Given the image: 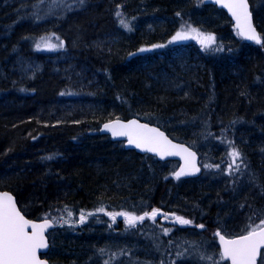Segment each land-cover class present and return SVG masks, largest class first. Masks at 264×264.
Segmentation results:
<instances>
[{
	"label": "trees",
	"instance_id": "obj_1",
	"mask_svg": "<svg viewBox=\"0 0 264 264\" xmlns=\"http://www.w3.org/2000/svg\"><path fill=\"white\" fill-rule=\"evenodd\" d=\"M251 2L264 39V0ZM147 15L155 19L142 25ZM189 25L215 42L205 48ZM179 31L189 38L173 40ZM47 34L57 50L37 48ZM242 47L252 55L233 58ZM172 49L202 62L182 70ZM168 52L173 65L156 71ZM80 69L98 78L75 82ZM134 116L173 117L168 134L202 153L203 173L177 180L170 163L100 132ZM0 189L27 215L58 222L46 255L53 264H223L214 231L242 234L264 218V42L241 39L204 0H0ZM156 208L204 227L150 217L130 225L120 215Z\"/></svg>",
	"mask_w": 264,
	"mask_h": 264
},
{
	"label": "snow or ice",
	"instance_id": "obj_2",
	"mask_svg": "<svg viewBox=\"0 0 264 264\" xmlns=\"http://www.w3.org/2000/svg\"><path fill=\"white\" fill-rule=\"evenodd\" d=\"M217 2L227 8L235 18L240 36L244 39L261 43V38L250 21L247 0H217ZM120 15L121 13L117 12V16ZM120 22L121 24L125 23L123 20ZM188 27L190 32L196 33L199 42L205 48L210 47L215 42L214 36L203 35L197 29L191 28L190 25ZM188 38L185 32L179 31L172 39L181 40ZM44 39V37H41V40ZM48 46L50 48L56 47V45L51 44ZM37 47L39 48V45ZM104 128L110 131L114 137L125 136L128 138L129 144H133L145 151L156 152L161 157L181 156L184 159V166L179 172L175 173L177 178L190 174L192 171H199L196 167L195 153L182 145L173 144L158 129L150 128L146 124H139L135 120L128 123H121L119 121L107 123L104 125ZM230 155L235 161V158H238L240 154L234 149ZM205 167L211 166L205 165ZM216 167L219 166L217 165ZM237 167L239 166L237 165ZM99 211H103V209ZM158 214H160L159 210L153 209L150 213H145L144 216L137 217L126 213H121L120 215L126 216L127 222L130 225H135L137 221H143L148 216L155 220ZM68 215H72L71 211L68 212ZM113 218L115 217L113 216ZM85 219V214L81 212L80 221L83 222ZM175 220L181 225L192 223L190 220L180 216H176ZM51 226V222L47 217L44 218V222L42 223L26 219L21 214V211L18 210L14 198L8 192L0 193V264H45L39 258L38 251L47 247L45 231ZM198 227L203 228L204 225L201 224ZM169 231L170 229H164L165 234H168ZM215 235L219 237L222 247V251L219 253L221 260H230L231 264H257L258 257H261V249H264V218L260 219L259 224L246 225L245 229L242 230V234L234 238H226L219 231ZM201 258L212 260V257ZM213 264H218V262L214 261Z\"/></svg>",
	"mask_w": 264,
	"mask_h": 264
},
{
	"label": "bare ground",
	"instance_id": "obj_3",
	"mask_svg": "<svg viewBox=\"0 0 264 264\" xmlns=\"http://www.w3.org/2000/svg\"><path fill=\"white\" fill-rule=\"evenodd\" d=\"M249 4H250V6H251V9H252V2H251V0H249ZM263 8V7H262ZM260 16L264 13V8L263 9H261L260 10ZM254 15V14H253ZM154 16H149V15H147V16H142V18H141V20H140V22L142 23V25L143 24H145V23H151V22H153L154 21ZM254 19H255V16H254ZM255 23H256V19H255ZM257 24V23H256ZM62 28V27H61ZM60 28V29H61ZM235 30H237V29H235ZM239 37L241 38V39H243V37L242 36H240L239 35ZM244 40V39H243ZM248 43H250V42H248ZM106 47L105 46H103V49H105ZM235 51H236V53L234 54V57L233 58H238L239 57V55H242L243 57L245 56V55H247V57L249 58L250 57V55H252V54H247V48L246 47H242L241 49H235ZM171 54L173 55V57L174 58H176V60H178L177 62H178V64H180V67H181V69L183 70L186 66H187V63H190V66H189V64H188V66L191 68V66L192 65H195L196 64V62L198 63V62H202L201 61V58H200V56L197 54V53H195L194 51H192V52H183L182 50H175V49H172L171 51ZM161 57H162V59L164 58V60H162V62H161V65L160 66H156V71H160V70H163V68L165 67V66H167V63L169 64V65H173V63H171V60H170V56H169V52L168 53H166V54H163V56L161 55ZM186 61V62H185ZM160 62V61H159ZM158 62V63H159ZM183 62V63H182ZM157 63V64H158ZM165 65V66H164ZM168 68V67H167ZM74 74L72 75V78H75L74 80H75V82H78V83H81V84H85V82H86V84H88V83H92L93 81H92V79L94 80L95 78H98V75L96 74V73H94V72H87V71H85V70H79V71H74L73 72ZM76 74H78V76H76ZM80 74V75H79ZM134 117H137V116H134ZM132 118V117H131ZM137 118H139V119H141V120H143V121H146V122H148V123H150L152 126H154V128L155 129H158L159 131H163V132H166L167 134H168V132H167V130H166V127L168 128V129H170V128H172V126H173V124H171V122H172V120H171V118H173V117H171V118H169V119H166V118H164V119H166V120H162L161 119V117L160 118H158V120L156 121H153V122H149V121H147L146 119H143V118H140V117H137ZM186 136H190V133L189 132H185L184 133ZM169 135V134H168ZM112 139V138H111ZM118 141H121V140H118ZM123 142V144H124V141H122ZM124 147H125V149L126 150H132V151H135L137 154H140V155H150L151 157H155L156 159H158L155 155H153V154H151V153H145V152H141L140 150H137L135 147H133V148H127L126 146H125V144H124ZM190 147L191 148H193L196 152H197V154L199 155V157H200V165H201V167H202V173H203V166H202V163H201V159H202V153L198 150V149H196L195 147H192L191 145H190ZM205 148H207V149H205ZM201 150H204V151H209V146L207 145V144H205V143H202V146H201ZM163 162H167V163H170L172 166H174V170H173V177L175 178V179H177V180H181V179H188V178H181V179H178V178H176L175 177V175H174V172H175V170L179 167V165H180V163H181V160L180 159H178V158H174L173 156L172 157H170L168 160H166V161H163ZM140 163V162H139ZM157 169L158 170H160V171H163L164 172V168L162 167V166H158L157 165ZM201 175V174H200ZM199 175V176H200ZM198 176V177H199ZM217 179H219L220 180V178H217ZM208 182H210V179H206V182H205V184H207L208 185ZM0 190H6V189H0ZM7 191H9V190H7ZM11 192V191H10ZM173 197L172 196H169V197H167V204L169 205V206H173L174 205V199H172ZM172 204V205H171ZM19 205V204H18ZM137 206V205H136ZM19 208H20V210L27 216V217H29V218H31V219H33V220H38V219H41V218H38V217H33V216H29V215H27L26 214V211H24L21 207H20V205H19ZM193 209H197L196 207H191L190 209H189V206H184V210H189V211H194ZM170 212H173L174 213V211H172V210H170ZM236 214L237 213H235V212H233V213H231L230 215H228V217L230 218V219H234V218H237V216H236ZM80 215V214H79ZM78 215V217H79V223H82L81 221H80V216ZM170 225H172V226H181L179 223H177V224H175V223H169ZM194 231L196 230V231H198V230H200L201 228L200 227H198V225H196V226H194V227H191ZM222 232L221 230H217L216 232ZM180 232V231H179ZM215 232V233H216ZM225 236H227V237H235V236H239L240 234H238V235H227L226 233H224V232H222ZM214 236H216L215 234H214ZM216 240H217V246L220 248V252L222 251V249H221V247H220V245H219V240H218V237L216 236ZM215 247H216V245H215ZM49 251H50V249H49ZM48 251V252H49ZM48 252H47V255H48ZM50 261V260H49ZM185 261V260H184ZM224 261V264H230V260H223ZM50 263L51 264H53L51 261H50ZM183 264H194V262H192L191 260H189V261H186V262H184Z\"/></svg>",
	"mask_w": 264,
	"mask_h": 264
},
{
	"label": "water",
	"instance_id": "obj_4",
	"mask_svg": "<svg viewBox=\"0 0 264 264\" xmlns=\"http://www.w3.org/2000/svg\"><path fill=\"white\" fill-rule=\"evenodd\" d=\"M204 3H205V4H213V5H216V6H217L218 8H220V9H223V10L228 14V16L231 18V20L233 21L235 29H237V31L239 32L238 28L236 27V20H235V18L231 15V13L229 12V10H228L227 8H225V7L222 6L221 3H218L217 0H204ZM247 4H248V12H249V14H250V21H251V24H252L253 28L255 29L256 33L260 36V38H261V43H256L255 41L247 40V39H244V38H243V39H244L245 41H247V42H250V43H256V44L262 45V44H263V39H262V37H261V35H260V31H259V29H258V27H257V25H256V23H255V19H254L253 11H252L251 6H250V4H249V0H247ZM132 120L137 121L139 124H146V125H148V127H150V128H154V126H152L150 123H148V122H146V121H143V120H141V119H139V118H137V117H132V118H129V119L115 118V119H111V120H108V121H105L104 123H102V125H101V127H100V132H101L102 134L109 135L113 140H116V141H118V140L124 141V144H125V146H126L127 148H133V147H135L137 150H140L141 152L151 153V154L155 155V156L158 158V160H160V161H166V160H168L170 157H172V156H164V157H161V155H159V154L156 153V152H149V151L142 150L141 148H137L135 145H133V144H129V143H128V138H127V137H125V136H115V137H114L110 131H108L107 129L104 128V125L107 124V123H114V122H116V121H119V122H121V123H128L129 121H132ZM158 131H159V130H158ZM160 132L164 133V135H165L169 140H171L173 144L182 145V146L188 148L189 151L195 153L196 167L199 169V171H192L190 174L182 175V176H180L178 179H181V178H192V177H198L200 174H202V167H201V165H200V157H199V155L197 154V152H196L193 148H191L190 145H188L187 143H185V142H181V141H177V140L173 139V138L170 137L166 132H163V131H160ZM173 157H174V158H178V159L181 160V163H180L179 167H178V168L175 170V172H174V175H175V173H176V172H179L180 169L184 166V159H183L181 156H173ZM175 177H176V175H175ZM176 178H177V177H176ZM2 192H8V193L14 198V200H15V202H16V205H17V208H18V210H20L19 205H18V202H17V198H16V196H15L12 192L7 191V190H0V193H2ZM20 211H21V210H20ZM159 212H160V214H158L157 216H161V215L163 216V220H162L163 223H169V222H171V223H175V224L178 223V222L175 220V214H174L173 212L166 211V210H163V209L159 210ZM21 214L24 215L26 219L32 220V221H34V222H37V223H42V222H44V218H43V219H38V220H33V219L27 217L22 211H21ZM166 217H167V218H166ZM48 219H49V221L51 222V225H52V226L49 227V228L45 231V239H46L47 247L44 248V249H40V250L38 251V256H39V258H40L42 261H44L45 264H51L50 261L45 257V255L47 254V252L49 251V248H50V239H49V235H48V234H49V233H50V232L56 227V223H55L51 218H48ZM29 231H30V229H29ZM220 233H221L222 235H224L222 232H220ZM217 237H218V236H217ZM235 237H236V236H235ZM226 238H234V237H227V236H226ZM218 240H219V237H218ZM219 245H220V241H219ZM220 247H221V245H220ZM221 249H222V247H221ZM262 251H263V249H261V253H262ZM259 258H260V257H258V259H257V264H259ZM230 264H231V261H230Z\"/></svg>",
	"mask_w": 264,
	"mask_h": 264
},
{
	"label": "rangeland",
	"instance_id": "obj_5",
	"mask_svg": "<svg viewBox=\"0 0 264 264\" xmlns=\"http://www.w3.org/2000/svg\"><path fill=\"white\" fill-rule=\"evenodd\" d=\"M261 9H263L262 7H260V10ZM41 37H44L45 39L44 40H41ZM38 40H37V43H36V46L37 45H39V50H44V51H54V50H57L59 47H60V43H59V39H58V37L57 36H55V35H53V34H47V35H44V36H41ZM111 43V39L110 38H105V39H103L102 41H101V43L99 42L98 43V45L99 44H101L100 46H108L109 44ZM56 45V47L55 48H50L48 45ZM80 75V74H79ZM76 76H78V74H76ZM85 84H86V82H85ZM88 84H90V83H88ZM133 209H135V207H133ZM129 215H131V216H140V215H138L137 213H135L133 210L130 212V213H128ZM175 214H176V216H180V217H183L184 219H188V220H190L192 223L191 224H188V225H181L182 227H194V226H196L197 224H194L193 223V220L189 217H186V216H184V215H182V214H180V213H178V212H175ZM156 219H160V220H162L163 219V217H158V218H156ZM217 230H215L214 231V233L213 234H215V232H216ZM52 235V234H51ZM217 246V245H216ZM218 264H222V263H218ZM223 264H224V261H223Z\"/></svg>",
	"mask_w": 264,
	"mask_h": 264
}]
</instances>
